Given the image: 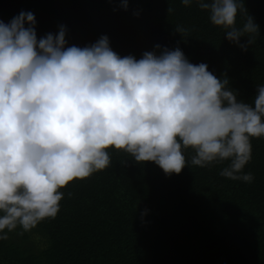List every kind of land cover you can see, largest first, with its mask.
<instances>
[{
	"label": "clouds",
	"instance_id": "9594fccd",
	"mask_svg": "<svg viewBox=\"0 0 264 264\" xmlns=\"http://www.w3.org/2000/svg\"><path fill=\"white\" fill-rule=\"evenodd\" d=\"M195 2L226 40L249 47L258 25L248 15L234 26L239 0ZM117 6L127 10V0ZM35 24L23 10L0 21V240L5 229L28 231L54 218L59 189L105 169L109 147L165 175L185 167L182 148H191L192 165L228 160L221 176L251 182L241 169L251 158L250 138L264 137V84L249 104L179 47L120 56L106 35L65 46L64 25L37 39Z\"/></svg>",
	"mask_w": 264,
	"mask_h": 264
},
{
	"label": "trees",
	"instance_id": "16d2710c",
	"mask_svg": "<svg viewBox=\"0 0 264 264\" xmlns=\"http://www.w3.org/2000/svg\"><path fill=\"white\" fill-rule=\"evenodd\" d=\"M127 3L123 10L119 0H0V21L31 11L37 39L64 25L65 46L106 35L120 56L158 54L154 45L179 47L190 63L203 62L226 80L237 100L252 103L264 84V0H239L234 26L242 27L248 15L258 25L243 51L195 0L189 6L180 0ZM177 26L185 31L176 33ZM250 144L241 173H251V182L221 176L228 160L192 165L191 148H182L185 167L165 175L154 163H137L109 147L105 169L59 189L54 218L28 231L5 229L0 264H264V137Z\"/></svg>",
	"mask_w": 264,
	"mask_h": 264
}]
</instances>
